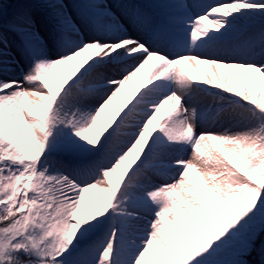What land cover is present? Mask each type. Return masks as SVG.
Returning a JSON list of instances; mask_svg holds the SVG:
<instances>
[{
    "label": "snow or ice",
    "instance_id": "6c2138e0",
    "mask_svg": "<svg viewBox=\"0 0 264 264\" xmlns=\"http://www.w3.org/2000/svg\"><path fill=\"white\" fill-rule=\"evenodd\" d=\"M253 253L264 0H0V264Z\"/></svg>",
    "mask_w": 264,
    "mask_h": 264
},
{
    "label": "bare ground",
    "instance_id": "6f19581e",
    "mask_svg": "<svg viewBox=\"0 0 264 264\" xmlns=\"http://www.w3.org/2000/svg\"><path fill=\"white\" fill-rule=\"evenodd\" d=\"M211 27V25H210ZM185 70L189 73V75L193 76L194 78H196V73L192 70L191 66L189 65H185ZM208 71L209 73H211L212 69L211 67H208ZM200 72H201V78L203 77V73H204V66L200 67ZM212 131H220L219 128H212ZM217 146L219 147V144H217ZM190 154V152H189Z\"/></svg>",
    "mask_w": 264,
    "mask_h": 264
},
{
    "label": "rangeland",
    "instance_id": "374dc122",
    "mask_svg": "<svg viewBox=\"0 0 264 264\" xmlns=\"http://www.w3.org/2000/svg\"><path fill=\"white\" fill-rule=\"evenodd\" d=\"M251 258V257H250Z\"/></svg>",
    "mask_w": 264,
    "mask_h": 264
}]
</instances>
